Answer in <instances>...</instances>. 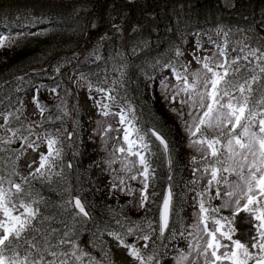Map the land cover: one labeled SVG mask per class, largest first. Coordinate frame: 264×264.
<instances>
[{"label": "snow or ice", "instance_id": "1", "mask_svg": "<svg viewBox=\"0 0 264 264\" xmlns=\"http://www.w3.org/2000/svg\"><path fill=\"white\" fill-rule=\"evenodd\" d=\"M89 2L78 0L73 16L87 11ZM121 2L124 8L140 6V0ZM111 7L107 30L83 60L78 54L64 57L53 67L54 75L49 76L53 84L33 86L31 103L38 119L27 115V105L20 95H27L24 85L32 84L25 75L15 78L11 87L15 97L6 95L7 103L0 107V264H115L105 235L117 247L126 249L135 264H164L169 251L176 253L173 264H264V36L251 25L233 33L231 27L218 23L214 32L222 34L224 43L222 46L209 35L207 42L217 50L211 55L206 54L201 33L187 32L196 37L191 52L183 47L182 36L180 43L170 42L167 53L153 57L144 24H130L128 14L116 10V0ZM18 19L21 29L27 31L15 35L11 30L0 32V49L18 48L29 36L56 31H32L44 23L41 16ZM147 19L154 21L155 17L149 14ZM85 27L94 29L97 24L89 20ZM109 32L122 43L105 57L102 46L112 39ZM232 35L238 36L232 40V51L237 53L234 57L227 51ZM74 59L77 64L104 60L116 73L109 83L107 66L102 69L104 78L96 81L92 75L97 73L80 71L78 66L70 69L76 76L72 83L76 88H87L100 117L95 132L108 152L104 164L112 175L109 193L117 196L116 208L106 205L114 225L108 221L95 223L87 250L81 233L94 217L86 210L91 205L82 201V189L73 195L70 176L74 159L67 158L69 151L73 158L79 155L73 140V136L79 140V106L77 103L69 108V98L74 94L61 76V69ZM137 71L147 88L158 91L183 129L187 146L199 154L189 159L192 178L185 182V192L175 190L177 150L173 142L154 123H145L143 108L128 95L125 85ZM41 89L58 102L51 106L43 102ZM109 117L117 118L116 127L106 122ZM65 118L71 120L72 131L65 127ZM57 124L60 127H55ZM110 139L116 143L109 151ZM14 144L19 146L13 148ZM42 146L46 151H41ZM28 150L37 153L38 159L27 164L28 173L23 175L19 164ZM157 157L167 165L165 186L158 182L154 166ZM36 183L58 187L61 202L52 205L34 187ZM188 192L195 193L189 205L193 208L191 224L183 215ZM117 194L130 199L120 205ZM132 211L139 219L127 214ZM238 217L251 224L247 229L254 233L250 246L236 236ZM180 240L186 241V249L179 248ZM96 249L98 256L93 254Z\"/></svg>", "mask_w": 264, "mask_h": 264}, {"label": "trees", "instance_id": "2", "mask_svg": "<svg viewBox=\"0 0 264 264\" xmlns=\"http://www.w3.org/2000/svg\"><path fill=\"white\" fill-rule=\"evenodd\" d=\"M77 2H48L44 0H0V25H4L5 34L11 30L12 34L15 35L17 31H27V29H21L20 19L23 17H36L41 16L44 18V23L39 24L32 30L35 32H40L42 29H46L44 26L47 23V29L50 28L48 21L54 22L58 18H64L67 21L73 20L75 18L78 22H84L86 25L89 20H95L97 27L92 29L88 28L87 31L93 30L97 37L103 35L108 28V18L109 15L113 13V8L111 7L113 1L111 0H98L90 2L92 6L88 7L90 10L81 11L78 17L73 16V5ZM117 11L122 10L126 12L129 16V23L135 21H140L144 24V35L151 40L152 48L148 50L151 56L164 55L168 52L170 42L180 43L181 37H184L185 49L192 39L195 37L192 35H187V32L201 33L202 35H211L212 37H218L215 33H207L208 30L214 31V27L218 23L227 25L233 29V33L237 28H247L251 25L256 29L257 33L264 36V0H232L231 5L226 6L223 4V0H152L146 2H140V6L134 9L124 8L121 1H116ZM88 4V5H89ZM155 17L154 21H149L147 18L149 16ZM119 22V20H117ZM167 29H172L168 31ZM108 35L112 39L106 40L103 44L105 53L103 55L108 57L112 52L114 47H118L122 41L115 36L112 32ZM68 35H63V38L57 40L49 38V35L31 37L21 44L18 48L13 49H0V107H3L7 101L5 100L6 95H11L15 97L16 93L11 91L12 84L15 82V78L20 75H25V79H29L32 76L33 71L37 67L34 61H26L19 64L21 61L27 60L30 56L36 55L37 52H48L50 47L55 49L61 45H65L64 42L67 41ZM220 37H223L222 34ZM100 38V37H99ZM128 39V34H125L126 43ZM238 39V36L232 35L229 38L228 51L232 52V40ZM63 57H70V52L60 54ZM143 55V53H141ZM132 59L138 60V57H132ZM107 66L108 68V82L111 83L113 77L116 73L111 69V63L102 60L95 63L92 71L89 73H97L98 75H92L93 81L97 79H103L105 73L102 69ZM50 69L47 70V72ZM65 75L66 73L63 72ZM62 76V74H61ZM32 80V79H31ZM59 80V77L57 78ZM132 82L136 83V88L140 90L139 95L133 91V87L129 84ZM33 83V82H32ZM54 82L48 80V84L51 85ZM64 85L69 88L72 86L71 79L64 77ZM29 87V84H25ZM26 87V88H28ZM125 87L128 90V95L131 96L135 103L136 100H140V106L142 107L146 119L152 124L160 128L164 125L163 118L160 113L163 111L159 104V101H155L154 98L146 101L141 97L145 93V82L142 75L137 71L133 78H131L130 83L126 84ZM25 88V89H26ZM62 92V89H61ZM22 94V93H20ZM74 94V93H73ZM77 96L74 94L69 98L68 105L71 108L76 104ZM167 129L170 134L168 127ZM172 139V135L168 136ZM155 167L158 174V182L161 186L166 185V175L167 166L161 157H157ZM174 178L179 187L181 182L180 175V165L176 163L174 168ZM90 187V186H89ZM177 187V188H178ZM36 189L48 199L52 205L61 202V195H59V188L56 186L48 187L43 185L41 187H36ZM79 189V185H77ZM82 191L86 189L81 188ZM91 190H86L88 193L89 201L93 209H95V214H93L94 221L92 223L103 224V219L106 216L107 210L100 208L94 203L95 191L92 187ZM158 191L160 189H157ZM98 207V208H97ZM97 208V209H96ZM49 211L53 209L49 208ZM98 214V215H97ZM94 224L90 226V230H93Z\"/></svg>", "mask_w": 264, "mask_h": 264}, {"label": "rangeland", "instance_id": "3", "mask_svg": "<svg viewBox=\"0 0 264 264\" xmlns=\"http://www.w3.org/2000/svg\"><path fill=\"white\" fill-rule=\"evenodd\" d=\"M194 47H195V43L190 47L189 52H191L194 49ZM205 50H206V54L211 55L210 52L213 51V50L215 51L216 49L205 48ZM212 53H214V52H212ZM88 62H92L91 59H89ZM194 67H195V65H194ZM32 95L33 94L29 93V95L26 96V98L24 99V102L27 105V115L31 119H38L39 118L38 116L33 115L34 106L31 103ZM84 105L88 109V111L90 113V116L92 118L91 119V131H92L91 146H93L95 148V150H96V154H95L94 159L97 157V159L99 160V162L97 164L98 165L97 166V174H99L101 176L105 175L109 179V181H111L112 180V175L106 170V166L104 164V161L108 158V152L105 151V149L103 147V141H102L100 135H98L95 132V129L97 128L96 121L98 119H100V117L97 114L96 108L93 106V100L89 99V96H88V92L87 91L85 92V96H84ZM2 121H3L2 118H0V122L1 123H3ZM106 122L107 123H111V124H113V127H116L117 118L109 117ZM103 123L104 122H102V124ZM112 135H115V133H113ZM113 143H116V141H113V140L110 139L109 140V143H108V150L109 151L111 150V146H112ZM18 146L19 145H17V144L12 145L13 148H16ZM186 148H187V155H188V157H191L193 155H197V156L199 155L198 153H196L195 151H193L192 149H190L187 146V143H186ZM41 151H46V148L42 146ZM34 159H38V154L32 152L31 150H28L27 155L21 158V161H20V164H19V170H20L21 174L27 175V173H28L27 164L29 162H31L32 160H34ZM116 167L118 168L119 166L116 165ZM188 173L192 177V170H188ZM233 179H234V177H233ZM133 183L135 185V182H133ZM204 183H206V180L204 181ZM109 188H110V184H109ZM218 203H219V201H217V204ZM192 212H193V210H191L188 213V217H189L190 224L193 222ZM127 214L128 215H131L132 218H133V215H135L137 213L135 211H132V212H128ZM223 214L224 215H229V212L228 211H224ZM243 216H244V214L242 213L241 214V217H243ZM241 217H238L237 218V221H236V227L238 229V231L236 233V236L238 238H240L242 242H246L250 246L251 245L250 237L254 233L251 232V231H247V229H250L251 228V224H245V223H243ZM104 239L108 241L109 245H111V252L113 254V258H114L115 264H135V261H133L128 256L126 249H124L122 247H117L116 246V242L114 240H112L111 238H109L107 235H105ZM142 244H143V242L141 241L140 244L138 245V247L139 246H142ZM175 255L176 254H174L173 256H175ZM172 257L169 260H167V263L168 264H173Z\"/></svg>", "mask_w": 264, "mask_h": 264}, {"label": "bare ground", "instance_id": "4", "mask_svg": "<svg viewBox=\"0 0 264 264\" xmlns=\"http://www.w3.org/2000/svg\"><path fill=\"white\" fill-rule=\"evenodd\" d=\"M73 20L67 21L66 19L58 18L51 24H49L50 28H55L56 31L49 32V38H53L55 40L59 38H63V35H68V39L66 42H64L65 45H61L58 48L50 47V50L48 52H37L36 55L30 56L29 59L21 61L19 64H22L26 61H34V64H37V67L32 73L31 79L33 83H37L38 85H41L43 80L48 77L49 72H47L48 69H53L55 64L62 60L64 57L60 54H64L67 52H70V57L74 56V54H78L80 60H83L84 56L87 55L88 51L92 49V47L96 44L98 41V38L94 31L91 29L89 31L88 28H86V24L84 22L77 23L75 18H72ZM74 29V30H71ZM102 53H105L104 48L102 47ZM112 53V52H110ZM73 68L77 67L80 71H84L86 73H89L92 71V68L94 64H87V61L83 63L77 64V60H73L70 64ZM46 70V71H45ZM62 77L68 78L63 72ZM133 78V76H132ZM133 87V91L139 95L140 90L136 88V83L132 82V84H129V86ZM28 86L24 85V88ZM43 186L40 183H36L34 187H41ZM59 195H60V189H59ZM68 217L65 216V219ZM71 222V221H69ZM110 224H113L110 222ZM114 225V224H113ZM59 226V225H56ZM88 231V224L86 228L81 233V239L86 236Z\"/></svg>", "mask_w": 264, "mask_h": 264}]
</instances>
